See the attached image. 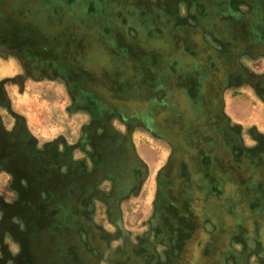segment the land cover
Wrapping results in <instances>:
<instances>
[{
  "label": "flooded vegetation",
  "instance_id": "af4514ba",
  "mask_svg": "<svg viewBox=\"0 0 264 264\" xmlns=\"http://www.w3.org/2000/svg\"><path fill=\"white\" fill-rule=\"evenodd\" d=\"M227 1L124 0L138 9L114 21L101 0H0L16 83L63 80L89 112L75 138L41 141L0 79V264H248L239 244L261 260L264 130L225 108L243 87L264 103V0ZM136 132L167 151L137 232L115 220L149 178Z\"/></svg>",
  "mask_w": 264,
  "mask_h": 264
},
{
  "label": "rangeland",
  "instance_id": "374dc122",
  "mask_svg": "<svg viewBox=\"0 0 264 264\" xmlns=\"http://www.w3.org/2000/svg\"><path fill=\"white\" fill-rule=\"evenodd\" d=\"M40 1L46 6L50 7V5H52V0ZM54 1L57 3V6H64L61 0ZM225 3H228V1L225 0ZM97 4V8L100 9V6H102L105 10L106 17L114 19V21L120 17V15L117 14L118 9L122 8L125 13L128 10L132 13L138 9L135 5H126L124 0H101V2ZM136 4L143 5L142 8H146L144 2L137 1ZM230 4L228 3V5ZM114 6L117 9L112 12L111 8ZM152 8L155 9L157 7ZM156 14V16L159 17V11H157ZM129 15L130 14H128V16L125 15L126 18L129 17ZM148 19L149 18H145V22H143L146 26L150 25L152 22L151 20L148 21ZM190 22H192V20H190ZM138 26L139 25L131 27L129 31L127 29L126 33L131 37H136L137 31L135 28ZM228 32L229 31L227 29L226 34ZM153 42L154 40H149L146 43L152 44ZM261 64L262 61L260 60L257 63L255 62V65L260 67L262 66ZM19 72L20 68L15 62L11 61L9 63H5L4 60L0 58V79L6 78L8 82L6 84V98L11 103L12 108L16 112L22 114L28 130L33 135L37 136L41 141L55 139L63 140V138L68 139V137L75 138L77 132L79 133L82 124L89 120V112L70 110L69 106L71 102L68 96V89L64 81L57 80L56 82H51L49 80H44L41 83H37L33 79H28L23 81L22 85H20L15 81L16 78H18L17 74ZM225 112L230 115L232 119L242 121L245 126L247 124L256 125L260 130H264V103L259 100L250 87H243L237 92V94L228 95L226 98ZM1 114L6 116V111H1ZM144 141L146 146H143ZM135 142L137 146H139V151L143 156L150 154L151 159L146 156L150 161L149 178L143 183L137 194L121 204V212L115 220H117L120 224H125L130 230L137 232L141 230L144 225V221L151 217L153 191L155 186L154 177L157 173L158 167L162 165L167 151L164 150L165 146L162 143H159L152 138L148 140L146 138V134L142 135L139 132L135 133ZM59 143V147L62 149V143ZM55 153L58 155V152ZM74 155L78 157L77 153ZM237 214L242 219L245 218L243 210L238 211ZM237 214H235V216ZM258 216L255 217L256 220H260ZM239 228L240 230L236 229L238 233L245 232L244 228L246 227ZM257 239L258 236H256L255 240ZM258 243L260 244V246H258L261 250V260L256 258V254L249 255V253L243 249L241 244L237 247L233 246V249L237 251V253H234L235 257L243 259L244 253L246 258L242 261H246L248 264H264V246L262 243Z\"/></svg>",
  "mask_w": 264,
  "mask_h": 264
},
{
  "label": "crops",
  "instance_id": "0c3cea01",
  "mask_svg": "<svg viewBox=\"0 0 264 264\" xmlns=\"http://www.w3.org/2000/svg\"><path fill=\"white\" fill-rule=\"evenodd\" d=\"M146 156L151 159L150 154L146 155ZM146 156L144 155V158L146 159L147 162H150L149 159Z\"/></svg>",
  "mask_w": 264,
  "mask_h": 264
}]
</instances>
